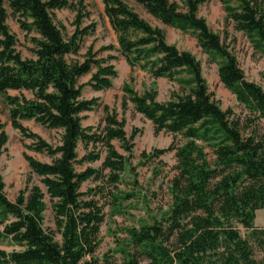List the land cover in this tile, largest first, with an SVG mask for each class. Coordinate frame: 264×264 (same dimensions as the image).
<instances>
[{"label": "trees", "instance_id": "trees-1", "mask_svg": "<svg viewBox=\"0 0 264 264\" xmlns=\"http://www.w3.org/2000/svg\"><path fill=\"white\" fill-rule=\"evenodd\" d=\"M102 1L118 46L108 44L98 51L91 47L80 60L70 56L78 54L83 37L94 30V25L83 26L90 14L87 0H0V95L12 127L23 139L31 140L25 149L50 158L44 162L23 152L41 185L20 190L15 200L7 196L0 175V239L9 238L20 248L0 249V264H141L143 260L148 264H264V227L255 225L257 210L264 209V88L247 79L237 57L199 15L200 5L209 0L133 1L163 24L190 32L205 53L219 59L220 81L252 115L248 127H254L249 133L243 132L240 120L232 119L231 112L223 110L209 91L201 62L192 52L168 43L165 32L125 0ZM220 1L226 18L264 56V0ZM60 9L76 13V28L69 37L54 18ZM10 17L27 34L30 56L18 49V38L8 24ZM112 51H118L132 69L180 84V90L162 102L156 89L139 93L126 83L122 107L125 111L131 102L136 112L151 121L155 133L164 131L181 139L150 155L142 153L143 158L159 159L158 164L164 165L160 157L175 151V173L168 185L170 202L158 208L151 222L126 229L129 240L121 245L120 259L108 254L100 260L95 253L105 207L118 209L123 201L138 198L137 179L132 189H120L130 166L114 145L119 141L131 154L138 131L128 136L126 120L108 106H104L103 125L97 131L82 123V114L94 110L99 98H83L80 79L91 74L93 90L110 89L117 76L112 63L117 56L100 54ZM25 120L60 132L58 144L32 131ZM7 141L0 118V151ZM80 145L85 150L90 145L105 149L100 169L77 170V164L101 159L95 149L80 157ZM90 180L99 185L83 192L82 185ZM46 197L55 232L43 226Z\"/></svg>", "mask_w": 264, "mask_h": 264}, {"label": "rangeland", "instance_id": "rangeland-1", "mask_svg": "<svg viewBox=\"0 0 264 264\" xmlns=\"http://www.w3.org/2000/svg\"><path fill=\"white\" fill-rule=\"evenodd\" d=\"M125 1L142 18L153 26L160 27L165 32L168 43L176 45L181 50L190 51L196 56L201 62L203 76L209 91L219 102L221 108L225 111H230L232 119L240 120L244 133L251 132L254 127H248V119L252 117L251 113L237 101L235 95L219 79V59H213L205 53L198 45L196 37L190 32H182L177 28L167 26L153 18L141 5H138L133 0ZM86 3L90 14L84 18L83 26L94 25V30L89 35L83 37L78 54L70 56L80 60L84 59V56L91 47H93L94 51H98L104 45L113 44L116 47L118 46L117 35L105 15L103 1L87 0ZM233 4H235L234 1ZM199 15L204 17L210 29L218 33L225 41L230 51L237 57L247 79L256 82L264 88V56L253 47L248 37L243 32L236 30L234 24L226 18L222 2L220 0H209L201 4ZM54 18L66 37L74 33L76 28L75 12L69 9L56 10ZM8 24L18 38V49L22 52L23 56H30L28 47L32 46V44L27 34L21 30L15 18L10 17ZM110 53L117 56V59L112 61L117 70V76L113 79V85L110 89L102 91L93 90L89 84L91 74L85 75L80 79V83L84 84L82 97L85 99L99 98V105L94 110L82 114V123L84 127L91 126L97 131L103 125V118L105 116L104 106H108L110 111L117 112L120 118L126 120L125 129L128 136L138 131L132 141L134 146L131 154L124 151L119 141H114V145L118 151L127 157L129 166L134 169V171H130V167L128 168L124 176V183L120 185V189H132L134 187L132 182L137 179L138 186H136V192L138 193V198L123 201L118 209L116 206L105 207L106 218L101 227L100 245L95 253V256L100 260L108 254L112 255L115 259H120L121 245L122 243H127L129 240L126 229L138 226L141 223L151 222L158 208L162 206L166 207L170 202L168 185L175 173L173 169L176 165L175 151L166 152L160 157V160L165 163L164 165L158 164L159 159L150 160L143 158L142 153L147 152L150 155L154 149H166L173 140L179 143L181 139L180 136L175 137L173 134L164 131L155 133L151 121L136 112L131 102H128L125 111L122 107L124 97L122 89L126 83H129L139 93H143L146 89H156L158 92L157 99L162 102L168 100L173 92L180 90V84L167 78L155 79L148 72L139 68L131 69L118 51L103 52L100 56H107ZM10 94L15 95L18 92L10 91ZM0 118L5 123V131L8 135V141L0 151V175L5 182L7 196L9 199L15 200L20 190L31 187L34 184L41 185L40 178L31 172L23 156V152L26 151L44 162H49L50 158L45 154L25 149L24 144H30L31 140L23 139L20 131L12 127L8 117V108L1 95ZM23 123L32 131L40 134L48 142L53 145L58 144L60 132L47 129L33 120H25ZM263 123L262 121V126ZM261 124L259 125L260 127ZM94 149L101 154V159L93 163L77 164L76 168L78 171L84 170L87 166L97 169L102 167L106 156V151L103 148H94L90 145L89 149L85 150L83 145H80L78 149L79 156L82 157L87 151L90 152ZM206 151L209 153V157L213 158L212 150L207 147ZM97 185H99V182L94 180L86 181L82 185L81 190L88 192L90 188H94ZM103 203L104 201L102 200L101 204ZM46 205L43 226L55 232L56 224L49 197H46ZM256 223L257 225H261V214L257 218ZM1 229L2 227H0ZM240 229L242 235H245V230L242 227ZM56 239L60 240V235L57 233ZM0 249L10 252L19 250L20 248L9 238H1ZM148 263L147 260L141 262V264Z\"/></svg>", "mask_w": 264, "mask_h": 264}, {"label": "crops", "instance_id": "crops-1", "mask_svg": "<svg viewBox=\"0 0 264 264\" xmlns=\"http://www.w3.org/2000/svg\"><path fill=\"white\" fill-rule=\"evenodd\" d=\"M125 60V59H124ZM127 63V62H126ZM129 66V65H128ZM130 67V66H129ZM131 68V67H130ZM132 69V68H131ZM124 94V93H123ZM257 214V217L255 218V225H257L256 223V220L258 217H260V214H261V225H257V226H260V227H264V209H260V210H257L256 212Z\"/></svg>", "mask_w": 264, "mask_h": 264}]
</instances>
